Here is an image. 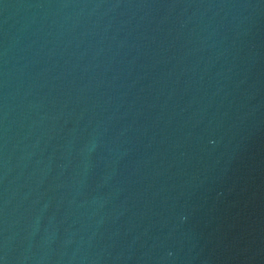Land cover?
Listing matches in <instances>:
<instances>
[{
	"label": "water",
	"instance_id": "1",
	"mask_svg": "<svg viewBox=\"0 0 264 264\" xmlns=\"http://www.w3.org/2000/svg\"><path fill=\"white\" fill-rule=\"evenodd\" d=\"M0 264H264V0H0Z\"/></svg>",
	"mask_w": 264,
	"mask_h": 264
}]
</instances>
